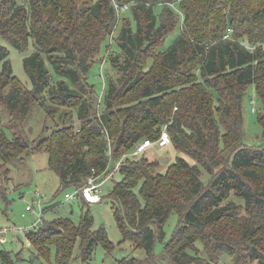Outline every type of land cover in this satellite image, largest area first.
Masks as SVG:
<instances>
[{
	"label": "trees",
	"instance_id": "trees-1",
	"mask_svg": "<svg viewBox=\"0 0 264 264\" xmlns=\"http://www.w3.org/2000/svg\"><path fill=\"white\" fill-rule=\"evenodd\" d=\"M118 25L112 37L118 50L108 56L118 76H108L96 115L88 72ZM178 25L179 33L160 50ZM0 38L19 51L29 42L33 47L22 59L28 88L13 75L9 51L0 44V106L8 113L6 122L0 119V197L6 199L8 190L7 164L24 153L45 152L59 181L56 193L82 188L92 175L102 183L120 173L101 201L112 204L122 239L146 256L116 264H155L158 257L170 264H220L226 254L232 264H264V0H1ZM252 84L263 139L246 144L242 98ZM47 94V117L71 107L79 124L54 126L47 135L43 125L31 139L27 120ZM164 124L165 147L194 159L207 182L199 166L180 155L163 171L143 154L116 166L136 143L158 139ZM170 214L178 225L158 256L154 246L164 240ZM92 225L87 208L77 223L67 216L43 219L25 237L37 258L84 264L95 246L116 248L104 226ZM22 260L21 251L13 257L0 250V264Z\"/></svg>",
	"mask_w": 264,
	"mask_h": 264
},
{
	"label": "rangeland",
	"instance_id": "rangeland-1",
	"mask_svg": "<svg viewBox=\"0 0 264 264\" xmlns=\"http://www.w3.org/2000/svg\"><path fill=\"white\" fill-rule=\"evenodd\" d=\"M20 2H24V0H20ZM159 9L160 6L155 7L156 13L159 12ZM173 9L179 14L182 21L183 14L176 4ZM180 25L174 29V32L168 34L164 38L160 50H164L170 45L174 37L179 33ZM119 28L120 26L113 32L111 38L106 40L102 51L97 56L96 64H94L88 72V82L93 85L97 95L96 97L94 96L97 109L96 115H99L102 110L103 105L99 107L98 104L100 102L101 94L107 89L106 82L108 76H113V79H116L118 76L115 71L113 72L108 56L112 54L113 51L118 50L117 45L112 41V37L117 34ZM0 44L7 47L9 51L8 58L11 61L13 75H15L21 83L23 82L25 86L30 88L31 82L28 75L24 72L22 59L33 51L32 44L29 42V46L25 51L17 50L2 38H0ZM150 63L151 59L148 61V64ZM56 79L57 78H54V82ZM242 99L243 142L246 144L260 143L263 136L257 117L262 109L260 101L256 98L253 84L248 86ZM252 99H254V102L251 103ZM49 105L50 99L47 94L43 103H40L39 101L35 102L32 107L30 116L27 120L26 131L31 139L37 137L43 125L47 126V128L44 129L43 135H47L48 131L53 129L54 126L55 128H60L69 123L78 126L79 120L77 119V110L75 108L60 107L54 114V117L52 118L53 120H51L50 117L45 115L44 110V107ZM253 108L254 110L252 111ZM0 119L4 122L8 120V113L5 110H2L1 106ZM142 154L143 156H146L151 160H156L159 163L157 167L158 171H163L167 161L174 159L175 155H180L191 165L196 164L199 166L202 181L207 182L209 180L206 171L194 159L192 160L189 156L184 155L181 152L176 154L174 149L168 147L158 148L155 145H151L148 146L146 152ZM128 156L129 153L118 158L116 166L124 159V157ZM47 160L48 156L45 152L35 154L24 153L22 159L12 160L7 164L6 167L9 169L8 190L5 195L6 199L0 197V231L5 230V233L3 234L5 241L0 242V250L3 249L9 251L13 257L15 253L21 251V257L23 260L20 261V264H55L52 256L49 261L35 257L32 247H30V243L26 242L25 235L18 233V229L29 227L30 224L35 221L37 223L41 222L42 220H39V215L43 213L42 208L50 204L52 206L50 209L51 211L43 213L42 219L48 220L57 216H67L77 223L81 214L88 208L93 216V229L104 226L109 240L116 244L115 250L111 252H107L101 245L95 246L91 256L92 258L89 262L84 264H116L121 258H130L134 256L144 258L146 256L143 249L135 248L133 247L132 242L122 239L120 230L113 217L112 204L107 198L102 199L101 202L92 203L89 206H86L78 199L65 200L63 196L64 191L56 193L59 181L57 180L54 171L47 166ZM111 168H113V166ZM119 178L120 173L118 171L113 172L109 177H104L102 183L103 193H106L111 189ZM72 191L73 188L67 189L65 192L71 193ZM35 194L38 195L35 196ZM26 205H32L33 210L25 212ZM177 223L178 216L176 214H170L164 222V240L155 243V255L160 256L165 243L169 240L173 231L177 227ZM78 252L77 247H75L74 254L76 255ZM157 259L158 260L155 264H170L166 259L160 257ZM219 262L220 264H232L231 257L228 254L221 256ZM71 264L82 263L79 259H74Z\"/></svg>",
	"mask_w": 264,
	"mask_h": 264
},
{
	"label": "built area",
	"instance_id": "built-area-1",
	"mask_svg": "<svg viewBox=\"0 0 264 264\" xmlns=\"http://www.w3.org/2000/svg\"><path fill=\"white\" fill-rule=\"evenodd\" d=\"M116 9L118 10V6L115 5ZM123 9H127V6L124 5ZM231 29L227 30V33L224 35V38H228L229 34L231 33ZM254 102V99H252L251 103ZM254 110V108L252 109V111ZM161 134L159 136L158 139H156L155 141H152L150 139H144L138 143H136V145L134 146V149L131 151V153H129V156L131 155H140L144 152H146L147 147L151 146V145H155L158 148H162L165 147L169 144V132L167 131V125L164 124L161 128ZM97 177L96 176H90L87 178V182L86 184L82 187V188H73V191L71 193L69 192H64L63 196L65 200H71V199H77L78 195L82 196L86 201H88L89 203H98L101 202V198H102V194H103V188H102V183H98L96 181ZM38 194H35V196H37ZM33 210V206L32 205H26L25 207V212L26 211H32ZM43 213H41L39 215V220H43L42 218ZM42 225V221L37 223L36 221L33 222L32 224H30L29 227L26 228H22V229H18V233H21L22 235L26 236V233L29 230H36L38 229L40 226ZM5 230H1L0 231V242H4L5 239L3 238V234ZM27 243H29L28 240H26Z\"/></svg>",
	"mask_w": 264,
	"mask_h": 264
}]
</instances>
